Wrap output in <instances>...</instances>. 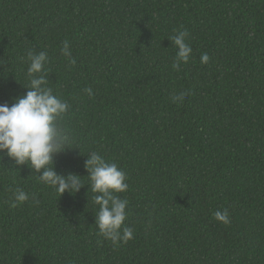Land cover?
<instances>
[{"label": "trees", "instance_id": "trees-1", "mask_svg": "<svg viewBox=\"0 0 264 264\" xmlns=\"http://www.w3.org/2000/svg\"><path fill=\"white\" fill-rule=\"evenodd\" d=\"M178 29L193 51L177 71ZM40 50L70 104L55 169L87 184L88 155L116 162L134 238L100 235L90 185L61 196L0 153V264H264V0H0V104L26 95Z\"/></svg>", "mask_w": 264, "mask_h": 264}, {"label": "clouds", "instance_id": "clouds-1", "mask_svg": "<svg viewBox=\"0 0 264 264\" xmlns=\"http://www.w3.org/2000/svg\"><path fill=\"white\" fill-rule=\"evenodd\" d=\"M178 49L173 60L172 68L179 70L181 63H188L192 54V47L188 43L189 33L177 30L168 37ZM63 55L71 65L76 64L72 56L69 42L65 41ZM29 66L27 76L30 82L26 95L15 97L14 103L0 104V153H5L13 159L16 165H29L38 175L39 181L54 188L61 196L68 192L78 193L85 185H90L94 194L93 202L98 205L96 222L100 235L110 240L114 246L120 242L127 243L134 238V231L125 225L128 200L122 199L117 193L128 190L127 174L116 162H108L102 155L92 152L85 161V168L89 173V183L82 181V176L70 173L67 176L58 174L54 166V157L68 149H73V138L69 130L60 123L67 114L70 104L54 94L48 86V72L45 66L49 62L46 51H29L27 54ZM210 57L203 53L201 63H207ZM89 96L92 89L84 90ZM187 91L179 92L171 97L173 103H183ZM2 158V157H0ZM35 204L39 200L32 198ZM29 200V194L22 189L13 192L10 206L15 208ZM217 221L225 225L230 223L227 209L214 213Z\"/></svg>", "mask_w": 264, "mask_h": 264}]
</instances>
